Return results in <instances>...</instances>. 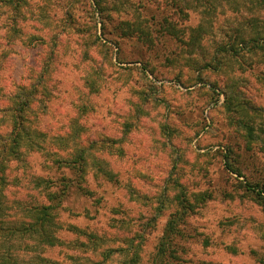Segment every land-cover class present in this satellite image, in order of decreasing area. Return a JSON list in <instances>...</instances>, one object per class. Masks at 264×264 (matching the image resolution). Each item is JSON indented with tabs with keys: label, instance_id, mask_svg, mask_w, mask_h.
<instances>
[{
	"label": "rangeland",
	"instance_id": "rangeland-1",
	"mask_svg": "<svg viewBox=\"0 0 264 264\" xmlns=\"http://www.w3.org/2000/svg\"><path fill=\"white\" fill-rule=\"evenodd\" d=\"M16 1L0 0V93L30 86L50 63L52 94L46 104L35 101L30 113L31 127L46 133L45 148L12 163L5 203H48L35 179H51V189L60 190L59 180L75 173L54 158L97 142L82 182L91 194L73 188L59 208L58 235L65 244L19 250L20 259L94 264L105 248L127 247L132 236L141 241L138 264H152L169 219L181 209L178 196L185 193L194 202L208 191L213 197L180 225L187 236L177 239L178 263L264 264V202L246 187L247 181L264 185V62L246 53L243 65L231 58L219 68L205 66L228 25L250 13L225 2L215 31L203 47L189 51L157 31L163 16L186 33L200 22V9L178 20L165 8L172 0H104V13H94L93 0H27L21 8ZM259 13L264 17V8ZM124 21L146 27L154 44L140 31L127 34ZM96 33L100 45L93 41ZM232 118L248 123L255 138ZM1 129L8 128L0 123ZM94 161L117 179L96 178ZM69 225L97 234L100 248L92 250L89 237ZM125 256L115 252L108 263L120 264Z\"/></svg>",
	"mask_w": 264,
	"mask_h": 264
},
{
	"label": "trees",
	"instance_id": "trees-1",
	"mask_svg": "<svg viewBox=\"0 0 264 264\" xmlns=\"http://www.w3.org/2000/svg\"><path fill=\"white\" fill-rule=\"evenodd\" d=\"M16 2L18 3L17 6L21 8V3L27 2V0H18ZM225 2L229 4L233 11L238 12L241 9H245L250 15H244L243 21L228 25L226 38H222L215 43L210 59L205 61V66L219 68L227 64L231 58H235V60L240 61L241 65H243L246 62V53L250 56L259 54V61L264 62V17L259 13L264 8V0H172L165 8L171 9L178 20H187L190 10L200 9V22L196 26L189 27V32L186 33L183 27L178 26L177 20L171 17L163 18V16L155 22L157 31L162 36L168 35L185 43L189 51L198 47L201 48L203 47L206 35H211L215 31L214 21L216 16L225 10L224 8H221V10L218 8L224 6ZM118 5H121V3H118ZM118 5L114 8L117 9ZM91 7H93L94 13L96 11L104 13L105 9H109L104 0H93ZM103 20H106V17L102 14V20L100 21L101 23L103 22L104 26L105 21ZM98 23V21H95L93 25L97 27ZM153 23L151 22V25L147 24L152 30ZM122 24L128 26L127 29H123L127 34L133 32H138L139 34L140 31L142 36H144L142 39L146 43L154 44L155 38L151 32L145 29L146 27L140 26L135 21H124ZM100 37L96 33L95 39H93V41H97V45L101 44ZM50 67V63L46 64L38 80L30 86H20L18 91L16 90L15 92L0 93L4 96V103L0 104V123L8 128L7 130H0V264H60L38 255L35 256L32 262L22 261L18 251H27L36 246L42 248V246L53 247L65 244L58 235L62 224H59L57 221L60 212L59 208L63 206V200L73 188H77L82 193L91 194V191L83 186L82 182L85 181L88 172L89 160L87 158L92 148H97L96 141L91 142L89 146L76 147L71 157L54 158V164H57L59 167L74 169L75 173L72 179L64 176L62 180H59L64 185L60 190L51 189L53 184H55L51 179L42 176H38L35 179L36 187L43 188L47 192L48 203L19 199L13 201L14 205H8L4 200L6 196L5 190L9 188L7 174L13 170L12 163L23 161L25 152H39L45 148L44 144L47 141L46 133L31 127L32 119L30 118V113L35 101H44V104H46L45 99L48 100L52 94L51 87L46 79V75L50 73ZM260 78L264 80V72ZM232 123L249 127V137L255 138L248 123L235 120V118H232ZM75 134L78 135V133ZM55 139L63 141L64 137L57 136ZM226 157L228 158L229 156L226 155ZM93 164L96 165L94 172L96 178L109 181L117 179L115 173L107 168L106 164L102 161H94ZM228 165L237 172V169L231 167L230 163ZM246 187L247 190L255 192L257 200L264 202V185L258 182L252 183L251 181H247ZM181 194L178 196L181 209L176 211L169 219L152 264H179V260H177L175 254V246L177 245V239L186 235V232L180 228L181 223L185 222L190 212L195 211L202 202L213 197L212 193L204 191L198 193V195L196 194L195 201L193 202L189 195L185 193ZM9 210L13 211L10 212ZM68 229L75 231V233L87 235L90 242H92L90 244H93L92 250L100 248L101 245L98 241L102 239L97 234L89 233L74 225H69ZM31 241H34V245L30 243ZM140 242L137 237L131 236L127 241V247H122L119 250L107 247L102 251L103 259L94 262V264H109L111 255L115 252H126V256L121 260L120 264H138L140 260L138 243ZM36 259H39V263H36Z\"/></svg>",
	"mask_w": 264,
	"mask_h": 264
}]
</instances>
